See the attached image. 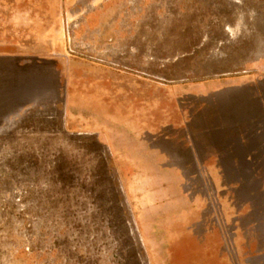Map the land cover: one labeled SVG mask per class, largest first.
Returning <instances> with one entry per match:
<instances>
[{
    "label": "rangeland",
    "instance_id": "1",
    "mask_svg": "<svg viewBox=\"0 0 264 264\" xmlns=\"http://www.w3.org/2000/svg\"><path fill=\"white\" fill-rule=\"evenodd\" d=\"M14 1L34 0H0V41L28 45ZM42 1L63 12L55 103L0 132V264H264V183L176 166L181 113L205 150L241 81L264 91V0Z\"/></svg>",
    "mask_w": 264,
    "mask_h": 264
},
{
    "label": "crops",
    "instance_id": "2",
    "mask_svg": "<svg viewBox=\"0 0 264 264\" xmlns=\"http://www.w3.org/2000/svg\"><path fill=\"white\" fill-rule=\"evenodd\" d=\"M11 4L16 10L9 15L8 22L27 25L32 31L25 32L20 38L16 35L11 37L12 41H28V45L7 42L8 38L5 42L4 39L0 41V104H5L0 113V132L12 128L26 112L43 104L55 103V78L49 79L46 74L41 80L40 69L42 65L48 66L54 76L57 66L54 49L56 41L63 38L60 29L55 27L62 19V5L42 0L14 1ZM247 85V81H241L240 94L229 96L224 102L227 105L221 127H217L213 116L207 118L212 120V124L198 131V134L208 137L205 141L209 146L205 150L196 144L195 129L190 130L199 117L195 113H181L185 137L189 138V141L184 139L187 159L191 162L176 165L180 168L178 176L182 183L188 182L189 176L184 169L189 166L198 169L199 177L207 184L264 183V91L249 89ZM233 98L234 105L231 102ZM223 127L228 130L220 136H228L230 146L225 144L223 150H218L211 145L210 137L216 135V128Z\"/></svg>",
    "mask_w": 264,
    "mask_h": 264
}]
</instances>
